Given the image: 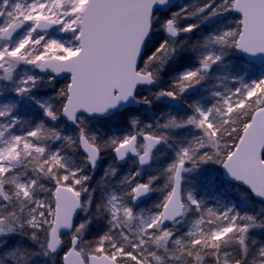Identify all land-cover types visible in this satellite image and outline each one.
<instances>
[{
    "label": "snow or ice",
    "instance_id": "obj_1",
    "mask_svg": "<svg viewBox=\"0 0 264 264\" xmlns=\"http://www.w3.org/2000/svg\"><path fill=\"white\" fill-rule=\"evenodd\" d=\"M0 264H264V0H0Z\"/></svg>",
    "mask_w": 264,
    "mask_h": 264
},
{
    "label": "trees",
    "instance_id": "obj_2",
    "mask_svg": "<svg viewBox=\"0 0 264 264\" xmlns=\"http://www.w3.org/2000/svg\"><path fill=\"white\" fill-rule=\"evenodd\" d=\"M61 83H63V81H61Z\"/></svg>",
    "mask_w": 264,
    "mask_h": 264
}]
</instances>
